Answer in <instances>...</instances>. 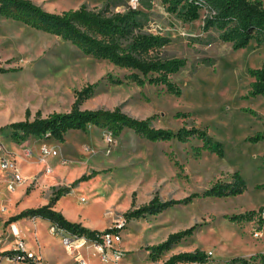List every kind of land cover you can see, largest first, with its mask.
<instances>
[{
  "label": "rangeland",
  "instance_id": "obj_1",
  "mask_svg": "<svg viewBox=\"0 0 264 264\" xmlns=\"http://www.w3.org/2000/svg\"><path fill=\"white\" fill-rule=\"evenodd\" d=\"M32 1L51 12L82 4L110 11L139 6L131 0ZM208 13L204 8L197 20L183 22L165 10L162 0H153L150 15L143 19L144 30L164 36L160 47L163 56L186 60L170 76L180 87L179 93L169 91L164 84L150 83L147 77L139 84L127 76L133 71L130 68L85 54L59 34L0 15L3 144L32 140L30 145L38 152L35 160H39L43 144L58 153L46 157L54 169L51 175L44 170L46 164L38 162L35 172L49 174L46 182L40 180L35 185L36 181L29 180L27 196L38 189L39 202L23 208L27 197L16 198L17 189L10 191L0 184V249L3 254L13 249L16 236L11 224L16 222L25 241L41 256L40 262L2 258L1 264H57L71 254L59 236L50 232L52 221L30 215L13 218L27 208L43 205L41 197L51 198L55 189L65 186L71 189L60 196L58 206L71 220L99 231L122 225L120 248L124 256L120 264H162L174 253L197 248L208 255L203 264H264V95L250 94L255 80L251 70L264 62V43L252 39L244 47L234 48L232 42L220 39L217 26L203 29ZM205 58L213 62L201 63ZM89 84L94 85L82 96V108L121 106L131 116L151 117L153 126L175 131L183 125L197 126L219 145L211 146L194 136L186 141H152L130 128L113 133L92 124L69 130L63 140L49 133L20 138V130L5 127L23 120L27 108L32 117L37 110L43 115L69 111L78 91ZM256 136L259 138L251 139ZM94 170L97 173L91 174ZM83 175L87 179H81ZM217 181L243 183L245 187L238 194L195 196L157 214L125 217L128 210L149 202L156 194L162 199L183 198L203 193ZM194 224V232L170 249L152 256L146 249ZM86 247L80 246L78 251L95 264H106L93 246ZM255 255L259 256L253 258Z\"/></svg>",
  "mask_w": 264,
  "mask_h": 264
},
{
  "label": "trees",
  "instance_id": "obj_2",
  "mask_svg": "<svg viewBox=\"0 0 264 264\" xmlns=\"http://www.w3.org/2000/svg\"><path fill=\"white\" fill-rule=\"evenodd\" d=\"M139 6H128L123 11H110L108 8L98 10L82 4L75 9L62 12H51L44 9L32 0H0V15L18 19L24 23L45 31L53 32L69 39L85 54L108 59L120 67L133 70L127 76L139 84L145 82V77L150 83L164 84L169 91L180 92V87L171 80V74L186 64L184 58L165 57L160 47L164 43V36L144 30L143 19L150 15L153 9V0H138ZM167 12L175 14L183 22H192L200 17V11L207 8L209 13L204 20L203 29L212 26L221 29L220 39L230 41L234 48H242L252 39L258 44L264 43V3L262 0H162ZM205 58L201 63L209 64L212 61ZM255 77L251 95H264V62L256 69L251 70ZM118 83L121 82L117 79ZM94 84H89L78 91L69 111H54L43 115L37 110L32 117L30 108L25 111V118L6 124L13 130H20L22 137H41L49 133L58 140H63L69 130L84 129L89 124L105 127L113 133H119L123 128H130L147 137L149 140H169L177 138L186 141L190 137H199L213 143L204 129L197 126L183 125L178 130L171 128L155 127L151 117L137 118L125 112L121 106L114 108H82V96L92 90ZM2 127H0L1 130ZM253 137L251 139H258ZM220 153V147H217ZM92 171L91 174H96ZM83 175L81 179H87ZM245 184H232L217 181L214 186L203 193H192L183 198L162 199L156 194L149 202L128 210L127 219L139 218L145 214H157L163 209L178 203H185L195 196H213L225 194H238L243 191ZM71 186L55 189L54 195L47 204L30 207L13 217L17 219L24 216H40L57 223L61 227L79 231L93 237L100 232L89 229L80 222L67 219L54 205L61 195L68 193ZM194 224L184 230L170 233L169 236L158 244L148 245L150 255L162 253L170 249L173 244L191 235L196 229ZM110 229V228H109ZM259 255L253 256V258ZM264 261V255L262 254ZM208 260V255L201 249L194 251H181L172 254L162 264H176L179 262H193L203 264Z\"/></svg>",
  "mask_w": 264,
  "mask_h": 264
},
{
  "label": "built area",
  "instance_id": "obj_3",
  "mask_svg": "<svg viewBox=\"0 0 264 264\" xmlns=\"http://www.w3.org/2000/svg\"><path fill=\"white\" fill-rule=\"evenodd\" d=\"M131 2L136 4L138 3V0H131ZM2 136V131L0 130V184L4 183L8 190L15 191L23 182L24 178L16 158L4 146ZM40 150V161L46 164L44 170L46 173H51L53 168L47 163L46 157L48 155L56 156L58 153L54 147H50L46 144H43ZM61 162L65 163V160L62 158ZM34 180L35 177L31 182H34ZM50 224V232L54 235H59L63 245L71 252H76L80 246L88 243L91 244L94 250L99 254L102 262L106 264H120V260L124 256V251L120 248L122 225L118 224L114 227H108L107 229L96 233L93 237H90L89 235V237H86V233L82 234V232L79 231L65 229L54 222ZM11 232L16 236L14 247L5 254H3L4 251L0 249V264L3 261H1L2 258L9 262H40L41 256L28 246L21 234L22 230L16 222L11 224ZM82 240L83 242L79 243ZM75 264H87V262L85 259L80 258L77 259Z\"/></svg>",
  "mask_w": 264,
  "mask_h": 264
},
{
  "label": "crops",
  "instance_id": "obj_4",
  "mask_svg": "<svg viewBox=\"0 0 264 264\" xmlns=\"http://www.w3.org/2000/svg\"><path fill=\"white\" fill-rule=\"evenodd\" d=\"M32 140H27V141H25V142H22V143H18V142H14V143H11V145H9V146H5L6 147V149L16 158V160H17V163L19 164V166H20V169H21V173L22 174H24L27 178H28V180H23V182L18 186V188H17V194H16V198H17V196L18 197H24V196H26L27 198H26V201L21 205L23 208H25V206H27V205H29L30 203H32V202H39L38 200V198H39V190L38 189H33L32 191H31V194L29 195V197L27 196L28 195V193H27V187L28 186H30L31 185V181H32V179L35 177V180H34V182L36 181L37 183H35V185L37 184L38 185V183L40 182V180L42 181V182H46L45 180H47L46 178H47V176L50 174H52V172L54 171V169H53V171L51 172V173H49V174H47V175H43V172H41V173H39V174H36V170H37V167H38V165H39V163L38 162H40V163H42L41 161H40V157H39V160H35L36 158H35V156L37 155V151H35V150H33L32 149V147H31V145H30V142H31ZM25 144H29V147L28 146H26ZM28 151H30V152H28ZM39 155V154H38ZM41 156V155H40ZM39 168V167H38ZM31 179V183L29 184V180ZM39 179V180H38ZM38 180V181H37ZM33 182V183H34ZM49 200H50V197L49 196H47V197H41V201L40 202H42L41 204H47L48 202H49ZM58 201H59V199L56 201V203H55V205H54V209H56V210H58V211H60V212H62L63 214H64V216L67 218V219H69L70 221H73V222H76V221H74V220H71L69 217H67V215H65V213H64V211H63V209H60L59 208V206H58ZM21 207V208H22ZM48 222H49V220L48 219H46ZM55 236H59V235H55ZM59 239L61 240V237L59 236ZM62 241V240H61ZM28 244V243H27ZM84 245H86L87 247H86V249H88L89 247H91L92 245L91 244H84ZM28 246L32 249V250H34L35 252H38L36 249H34L31 245H29L28 244ZM83 246V245H82ZM41 247V246H40ZM92 248V247H91ZM93 249V251H94V248H92ZM89 250V249H88ZM95 252V251H94ZM90 253V252H89ZM96 253V252H95ZM89 255H91V254H89ZM87 256H85L84 255V253H82V252H79L78 250H77V252L75 253V252H71V254L70 255H68V257H66L65 259H63V260H60V261H58L57 262V264H75V262L77 261V259H80V258H83V259H85V261L87 262V264H95V263H93L92 261H89L87 258H86ZM42 258H43V256H42ZM104 263V262H103ZM179 264H193V262H188V263H185V262H179Z\"/></svg>",
  "mask_w": 264,
  "mask_h": 264
},
{
  "label": "bare ground",
  "instance_id": "obj_5",
  "mask_svg": "<svg viewBox=\"0 0 264 264\" xmlns=\"http://www.w3.org/2000/svg\"><path fill=\"white\" fill-rule=\"evenodd\" d=\"M83 242V240L82 241H80L79 243H82Z\"/></svg>",
  "mask_w": 264,
  "mask_h": 264
}]
</instances>
